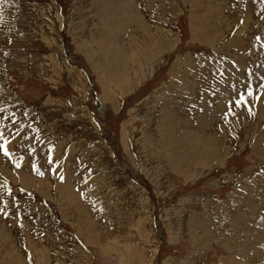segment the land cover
Masks as SVG:
<instances>
[{"label":"rangeland","instance_id":"obj_1","mask_svg":"<svg viewBox=\"0 0 264 264\" xmlns=\"http://www.w3.org/2000/svg\"><path fill=\"white\" fill-rule=\"evenodd\" d=\"M0 264H264V0H0Z\"/></svg>","mask_w":264,"mask_h":264},{"label":"bare ground","instance_id":"obj_2","mask_svg":"<svg viewBox=\"0 0 264 264\" xmlns=\"http://www.w3.org/2000/svg\"><path fill=\"white\" fill-rule=\"evenodd\" d=\"M160 3H161V2H160ZM139 4H140V3H139ZM121 6H122V5H121ZM160 8H161V7H160ZM136 15H137V14H136ZM139 18H140V17H139ZM134 19H135V18H134ZM141 19H142V18H141ZM144 19H145V18H144ZM132 20H133V19H132ZM145 20H146V19H145ZM134 27H135V26H134ZM142 28H143V27H142ZM146 28H147V27H146ZM152 28H153V27H152ZM143 29H144V28H143ZM147 29H148V28H147ZM157 29H158V28H157ZM141 31H142V30H141ZM152 32H153V31H152ZM135 33H136V32H135ZM142 33H143V32H142ZM142 33H141V34H142ZM149 33H150V29H149ZM149 33H148V34H149ZM145 34H146V33H145ZM153 34H154V33H153ZM107 35H108V34H107ZM150 35H152V34L150 33ZM159 35H160V34H159ZM143 36H144V34H143ZM143 36H141V37H143ZM107 37H108V36H107ZM145 37H148V36L145 35ZM154 37H155V36H154ZM159 37H160V36H159ZM150 38H151V37H150ZM156 38H157V37H156ZM141 39H142V38H141ZM165 41H166V40H165ZM141 42H143V41H140V45L142 44ZM144 42L146 43V41H144ZM147 42H148V40H147ZM146 44H147V43H146ZM158 44H159V42H158ZM161 44H162V43H161ZM143 46H144V45H143ZM151 46H152V45H151ZM159 46H160V44H159ZM157 47H158V46H157ZM163 47H164V46H163ZM144 48H146V47H144ZM159 48H160V47H159ZM146 49H147V48H146ZM146 49H144V50H146ZM155 49H156V48H155ZM144 50H143V51H144ZM143 51H142V53H143ZM148 51H149V50H148ZM146 52H147V51H146ZM150 52H151V49H150ZM144 53H145V52H144ZM144 53H143V54H144ZM151 53H152V52H151ZM152 54H153V53H152ZM145 55H146V54H145ZM135 59H136V58H135ZM136 60H137V59H136ZM135 64H136V63H135ZM175 94H176V93H175ZM168 104H169V103H168ZM190 105H191V104H190ZM225 142H226V141H225ZM19 167H20V166H19ZM16 174H17V173H16ZM16 177H17V176H16ZM16 177H15V178H16ZM20 182H21V181H20ZM47 182H48V181H47ZM65 182H66V181H65ZM49 186H50V185H49ZM61 188H62V187H61ZM43 191H44V190H43ZM45 193H46V192H45ZM46 194H47V193H46Z\"/></svg>","mask_w":264,"mask_h":264},{"label":"snow or ice","instance_id":"obj_3","mask_svg":"<svg viewBox=\"0 0 264 264\" xmlns=\"http://www.w3.org/2000/svg\"><path fill=\"white\" fill-rule=\"evenodd\" d=\"M5 154H7V153H5Z\"/></svg>","mask_w":264,"mask_h":264}]
</instances>
